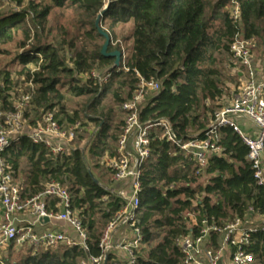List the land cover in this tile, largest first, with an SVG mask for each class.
<instances>
[{
	"label": "trees",
	"instance_id": "trees-1",
	"mask_svg": "<svg viewBox=\"0 0 264 264\" xmlns=\"http://www.w3.org/2000/svg\"><path fill=\"white\" fill-rule=\"evenodd\" d=\"M36 1L0 16V55L17 34L22 38L18 43L21 54L15 60L18 67L13 73L4 70L0 74V114L13 109L9 94L13 75L28 83L27 93L32 86L27 112L35 115L32 126L46 112H55L56 120L61 117L57 122L62 126L83 121L79 110L67 112V96L89 99L85 114L92 115L86 114L87 121L98 126L89 149L96 168L100 159L114 155L112 145L124 121L120 111L122 120L112 125L113 112L102 102L109 97L120 110L135 92L136 73L160 84L159 92L140 108L139 121L146 124L164 119L183 140L199 139L214 112L222 108L217 103L224 95L223 67L235 34L264 44V0H237L238 22L230 16L231 0L213 5L207 0ZM16 3L21 6L22 0ZM99 14L100 26L110 39L115 28L129 26L126 39L131 41L123 64L126 71H113L101 88L88 75L93 70L110 72L115 58L102 54L106 39L95 27ZM52 17H66L65 25L54 27ZM112 52H120V46L109 45L107 54ZM159 136L157 130L150 132V158L139 179L136 226L142 239L134 250L135 264H183L176 243L197 234L202 221L222 227L235 218L245 219L251 209L259 214L264 211V190L253 178L248 149L231 128L219 130L221 152L198 173L182 152ZM3 160L23 183L24 198L42 192L49 182L65 187L87 235L86 249L59 246L35 255L30 249V254L14 264H81L102 255L103 231L124 206L104 190L110 182L108 171L96 178L80 151L73 150L67 158L54 157L26 137L9 146ZM252 238L250 252L257 263L264 264V237ZM118 254L108 253L105 264H121ZM0 264H11L9 256Z\"/></svg>",
	"mask_w": 264,
	"mask_h": 264
},
{
	"label": "built area",
	"instance_id": "built-area-1",
	"mask_svg": "<svg viewBox=\"0 0 264 264\" xmlns=\"http://www.w3.org/2000/svg\"><path fill=\"white\" fill-rule=\"evenodd\" d=\"M231 6L230 16L238 22L240 13L237 0H231ZM253 48V39H244L241 33L235 34L229 46V54L232 65L245 71V83L230 105L214 112L208 128L199 139L183 140L164 119L146 124L139 121L140 108L159 92L160 84L152 78L144 80L136 73L139 82L135 92L120 106L124 121L114 155H106L104 159L110 175V182L104 190L122 200L124 206L103 231L99 244L102 255L91 257L81 264H104L106 255L113 251L124 256L120 260L121 264H135L134 250L142 239L136 226L139 179L143 165L150 158L152 130L159 132L160 140L182 152L198 173L205 170L212 156L221 152L217 146L219 130L231 128L247 147V160L251 164L253 178L264 190V80L259 81L256 77L252 65ZM120 53L121 66L114 71L125 72L123 64L126 54L121 47ZM112 72L101 74L93 70L88 77L101 88L110 81ZM239 75L242 76V73ZM30 91L12 99L11 112L0 114V250L11 243L29 245L34 255L59 246L86 249L87 235L78 212L72 209V198L68 190L53 181L47 183L37 195L24 198L23 183L14 178L3 160L6 149L21 137H26L33 144L42 145L54 157L67 158L73 152L71 143L74 135L57 122L55 112H46L35 125L26 126L25 114L32 97L31 85ZM239 121L247 122L255 133H244L239 127ZM248 214L245 219L235 218L222 227L208 224L205 220L200 226L194 224L198 226L197 234H189L176 243L183 264H259L250 248L254 244L253 236L264 237V211L259 214L251 209ZM44 219L48 223L64 224L72 234L53 230L37 231L36 227L44 226Z\"/></svg>",
	"mask_w": 264,
	"mask_h": 264
},
{
	"label": "rangeland",
	"instance_id": "rangeland-1",
	"mask_svg": "<svg viewBox=\"0 0 264 264\" xmlns=\"http://www.w3.org/2000/svg\"><path fill=\"white\" fill-rule=\"evenodd\" d=\"M30 1H34L35 3H37L36 0H22V5L18 6L16 3L17 0H0V16H5L13 12L21 11L23 10V8H26L27 4ZM207 1L211 2L213 5L217 3L219 0H207ZM51 19L54 27L58 25H65L66 23L65 21L66 17L60 19H57L56 17H52ZM128 32H129V26H118L117 28H115L114 30L115 34L113 37H111L109 45L112 46V48H115L117 45H119L126 53L129 47L131 46V41H128L126 39ZM21 39H22L21 35L17 34L14 41L3 48L5 53L0 55V74L4 70L11 71L13 73V70H15L18 67L17 63H15V60L21 54V50L18 48V43ZM251 54H252V65L255 70L256 77L259 81H262L264 80V44L254 40V48ZM240 73H242V76L239 75ZM223 74H224L223 76L224 95L221 99V102L217 103L221 107L230 105L234 97L239 93L240 89L242 88V85L245 83V71L242 68H238L232 65L230 54L228 58H226V61L224 63ZM12 80H13L12 87L9 91V94L12 97V99H16L15 97L16 93L18 94L27 93L29 86L28 83H26L23 78H19L13 75ZM88 100L89 99L87 98H75L72 97L71 95H68L67 103H66L67 112L70 113L73 110H79V113H82L80 120L82 119L83 121H79L74 125L66 124L64 122L63 125L65 129H68L74 135L73 142L71 143L72 150L80 151L87 168L90 170V172L93 174L94 177L99 178L101 175L105 174V170L107 171V168L105 167V163H104L105 157L98 161L99 165H97V167L98 166L100 167L98 168L94 167L96 166V163L94 162V159L91 157V154L89 153V149L92 142L94 141V134L98 129V126L87 121L86 116L92 115L91 112H87L86 113L87 115L85 114V105H87V103L89 102ZM102 106L109 107L112 110L114 116L113 118L114 122L112 125H115L117 122L122 120L120 110L110 102L109 97H106L103 100ZM26 115H27L26 126L32 127L30 121L33 120V118H35V115L31 112L30 114L27 113ZM61 119L62 118L58 116L57 120H61ZM115 147H116V143L112 145L113 150H115ZM49 229H52V227H48V230ZM30 249L31 247H29V245L26 244L24 245L13 244L12 249L10 250L7 247L0 250V260H2L3 258H7L9 256V262L11 264H14L20 261L21 259H23L27 254H30L31 252ZM116 252L119 253L118 251ZM117 258L119 260H123L124 256L120 253L118 254Z\"/></svg>",
	"mask_w": 264,
	"mask_h": 264
},
{
	"label": "crops",
	"instance_id": "crops-1",
	"mask_svg": "<svg viewBox=\"0 0 264 264\" xmlns=\"http://www.w3.org/2000/svg\"><path fill=\"white\" fill-rule=\"evenodd\" d=\"M238 124H239L240 129L244 133H246L248 135H253L255 133V130L253 129V127L250 126L247 122L239 121ZM48 227H52V229H49V230L62 231V232H66L68 234H72L71 230H69V228L67 226H65L64 224H61V223H54V222H51V223L45 222L44 226L36 227L35 229L37 231H46V230H48Z\"/></svg>",
	"mask_w": 264,
	"mask_h": 264
},
{
	"label": "water",
	"instance_id": "water-1",
	"mask_svg": "<svg viewBox=\"0 0 264 264\" xmlns=\"http://www.w3.org/2000/svg\"><path fill=\"white\" fill-rule=\"evenodd\" d=\"M107 9L104 8L103 12ZM102 12V13H103ZM102 17V14H100V16L97 17L96 19V22H95V27L97 28L98 32L106 39V42L102 48V54L103 55H107V56H110L112 58H115V63L114 65L111 67L110 69V72L114 71V69L118 68L119 65H120V60H121V53L120 52H112V53H109L107 54V49H108V46L110 44V37L107 33H105L101 28H100V19ZM45 222H47L48 220L47 219H44ZM106 263V261H104V264Z\"/></svg>",
	"mask_w": 264,
	"mask_h": 264
}]
</instances>
